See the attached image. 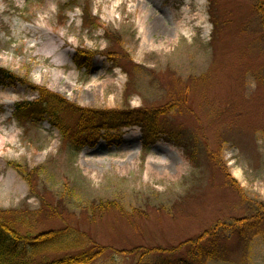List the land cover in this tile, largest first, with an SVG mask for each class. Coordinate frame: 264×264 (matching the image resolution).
Segmentation results:
<instances>
[{
	"label": "rangeland",
	"instance_id": "1",
	"mask_svg": "<svg viewBox=\"0 0 264 264\" xmlns=\"http://www.w3.org/2000/svg\"><path fill=\"white\" fill-rule=\"evenodd\" d=\"M253 2L0 0V73L11 74H0V209L21 232L98 244L90 264H264V40ZM40 90L67 103L69 128L74 106H167L164 132L144 143L133 124L119 144L73 146L40 113ZM242 217L251 220L239 226ZM218 222L200 244L213 254L194 258L186 241Z\"/></svg>",
	"mask_w": 264,
	"mask_h": 264
},
{
	"label": "trees",
	"instance_id": "2",
	"mask_svg": "<svg viewBox=\"0 0 264 264\" xmlns=\"http://www.w3.org/2000/svg\"><path fill=\"white\" fill-rule=\"evenodd\" d=\"M254 10L256 11L259 21L262 37L264 40V0H254ZM82 54V53H80ZM86 57V56H85ZM5 78L10 79L9 72L0 73ZM44 98L40 103V113H46L53 117L55 125L60 129L62 134L66 135L73 146H94L99 140H104L107 144H119L122 141V129L125 126L140 124L144 143L149 139H155L163 134L164 130L157 122L158 116L166 113V107L153 109H100V108H81L72 106L77 113V120L71 128L62 123L59 117V106L63 109L66 102L58 98L55 94L41 92ZM54 104L47 107L46 104ZM45 105V106H43ZM53 123V124H54ZM247 220L248 217H242L237 223L239 226ZM224 222H218L213 225L209 232L198 236L195 240H187L196 246L197 253L200 256L194 258L201 260L212 255L213 252L200 246L202 239L208 235H215L221 227L225 226ZM68 231L50 230L47 232L35 233L33 231L21 232L18 225L9 218L5 210L0 209V264H90L98 255L102 253L101 246L94 243L87 246V243L74 238V234L69 235ZM74 247L77 251L70 254H63L52 259L49 253L67 251Z\"/></svg>",
	"mask_w": 264,
	"mask_h": 264
},
{
	"label": "bare ground",
	"instance_id": "3",
	"mask_svg": "<svg viewBox=\"0 0 264 264\" xmlns=\"http://www.w3.org/2000/svg\"><path fill=\"white\" fill-rule=\"evenodd\" d=\"M183 11L184 12H187L188 11V8H184L183 9ZM162 22H164V20L162 19ZM178 27H180L181 25H177ZM41 30H43V29H38L37 31H35L34 32V35H36V34H39V38H41L44 34L42 33V31ZM144 33V32H143ZM145 36L143 35V38H144ZM145 39V38H144Z\"/></svg>",
	"mask_w": 264,
	"mask_h": 264
}]
</instances>
